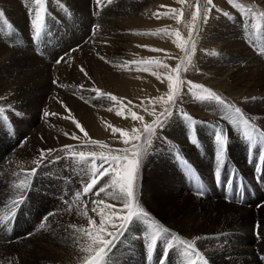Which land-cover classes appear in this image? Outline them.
<instances>
[{"label":"bare ground","instance_id":"bare-ground-1","mask_svg":"<svg viewBox=\"0 0 264 264\" xmlns=\"http://www.w3.org/2000/svg\"><path fill=\"white\" fill-rule=\"evenodd\" d=\"M71 1V7L89 12L90 0ZM13 6L16 8V5ZM7 8L4 9L7 11ZM19 17L17 23L21 21ZM110 27L111 22L101 25L102 30L96 40H91L93 43L84 47L95 58H104L93 62V71L86 70L87 76H81L79 66L73 63L75 60L57 65L53 62L44 64L32 58L35 61L30 66L11 65L2 67L0 71V107L5 108L8 117L6 123L0 122V264H85L83 257L88 253L81 252V248H86L91 241L86 234L69 225L88 226L87 218L81 214L85 205L88 216L99 222V215L91 211L93 200L117 205L115 212L102 204L97 205L98 211L104 213L106 223H110V216L124 214L119 210L122 205L111 199L110 188L100 196L82 194L77 201L75 194L89 179L85 174L86 166L77 169L75 161L60 164L53 154L58 147L84 140L125 146L138 142L140 140L133 137L140 134L143 138L144 125L156 118L148 113V109L156 107L155 114H159L161 107L157 106H162L167 99L168 77L173 78L171 70L162 67L150 79L146 70L144 72L145 67L132 65L128 62L130 59L126 60V38ZM238 29L235 26V34L228 30L231 35L227 41H234V45L230 43L231 47L237 46L241 52L220 53L219 63L216 59L212 62L207 56L193 58L191 68L202 74L209 72L208 77L213 81L211 85L220 90L218 95L227 103L239 107L250 122L264 132V52L259 54L256 51V54L250 51L238 39ZM173 37L171 46L178 40L176 35ZM1 46L0 61H3L12 51ZM16 56L21 60L29 58V54L22 52ZM204 68L206 70L202 72ZM90 89L99 90L101 95ZM102 91L121 98L120 103L111 104L108 95ZM184 99L180 96L178 101ZM209 101L202 108L208 107ZM65 106L70 111H66ZM185 109L194 111L189 105ZM196 111L193 114L199 121L206 122V118H211ZM212 111L216 115L222 112L217 116L219 121L208 123L206 128L191 126L190 130L189 126L185 127L186 124L176 123L181 120L177 119V114L169 118L170 121L164 124L165 130L160 131L155 141L152 158L146 163L144 172L142 170L143 180L137 200L157 225L170 229L171 233L185 241H193L208 264H264V143H258L249 151L250 143L241 135L243 126L231 123L221 106H215ZM22 112L25 114L22 115ZM45 112L49 115L45 116ZM53 113L58 117L55 118ZM133 114L142 116L143 121L134 118ZM24 116L30 117L28 124H24ZM62 117L71 118L64 128L75 139L60 136L55 126L58 118ZM224 120L228 121L229 135L222 127L225 126ZM73 121L79 122L84 131L77 128ZM175 123L177 125L174 126ZM214 127L222 129L227 136L226 160L220 168L219 182L215 174ZM133 129L138 131L133 132ZM232 140L242 141L241 145L233 149ZM48 149L53 151L48 153ZM41 150H45V159L37 166L34 161L40 159ZM177 152L183 160L197 168L200 174L194 171L195 179L186 171L183 161L177 159ZM49 165L52 167L47 173L53 174L54 178H40V172ZM73 167L82 172L73 173ZM32 169H36L35 174L26 178L25 173ZM25 179L28 186L21 192L15 185ZM108 179L106 176L102 184ZM154 179L158 185L152 182ZM18 197L21 200L14 205L13 200ZM257 206L262 207L258 210ZM42 222L43 228L40 227ZM116 223L119 221L116 220ZM145 227L143 222L135 220L126 226L109 249V264H181L187 259L180 254L182 245L166 248L167 236L158 240L157 246L149 252L146 249ZM44 228L51 229L48 235L52 240L61 239L64 243L62 248L49 244L52 240H48V244L40 240V237L44 238L40 236ZM33 240L40 241L33 243ZM191 258L196 259L194 255Z\"/></svg>","mask_w":264,"mask_h":264},{"label":"rangeland","instance_id":"rangeland-1","mask_svg":"<svg viewBox=\"0 0 264 264\" xmlns=\"http://www.w3.org/2000/svg\"><path fill=\"white\" fill-rule=\"evenodd\" d=\"M71 2V0H45L46 12L44 13V22L46 24V29L42 32L39 39H33L34 29L32 27L31 20L34 19L36 6L34 4L30 5L29 0H0V11L4 13V19H6L11 25V29H8L6 27L0 28V45H2L1 47L3 48H8L7 50H9L10 48L9 52L12 51L5 58L6 61L5 59L3 61H0V71L2 70V67L4 68L6 66H30L32 63H34L36 59L41 60L44 64H50L51 62H53V64L57 65L62 63L68 64L71 63L72 60H75L74 62H72L77 63L76 66H79V70L82 67L85 72L86 70L93 71V68H91L94 65L93 62L102 60L100 56H96L95 58V56H93L94 54L90 51H87L86 48L85 50L84 47L88 44H92L93 41L96 40L97 34L103 28H101V25L107 22H111V27L118 30V32H121V34L125 36L126 44H128V56L125 58L126 60L130 59L128 60L129 63H131L132 65L135 63L137 66L145 67L146 69L144 68V72L146 70L145 73L149 75L150 79H152L155 73L157 74V71L164 67V65H167V68H169L171 70V73H173L174 84L177 73L173 70L176 68L177 64L180 63L181 58L185 56V51H182L180 48H178L177 43L184 44L185 49H189L191 48V42L194 41L195 48L191 52V63L193 58L195 60L198 58L202 59L204 58V56H207L212 62H215L214 59H216V62L219 63L218 61L221 60L220 53L241 52L237 46H234L235 48L231 47V44L234 45V41H227V39L231 35L227 33L228 30L230 33L235 34L234 29L235 26H237V28H239L238 39H241V43H243L247 48H249L250 51H255L256 54L259 52L260 54V49L264 47V20L253 19L247 12L241 13L238 8L230 5L227 0H213L214 7L207 5L206 0H200V12L198 13L197 19L195 21H193L192 16L193 13L196 12L197 0H184L183 4L179 3L178 0H110V2L109 0H102V3L100 5L97 4L96 0H90L89 12H85L83 9L76 10L74 7H71ZM236 3L242 4L245 7H251L255 12H264V0H236ZM13 4L16 5V8L13 6ZM9 5H11L13 8ZM6 6L10 8L9 10L7 8V11L11 10L13 12H8L12 15L8 14L6 9H4ZM206 7H211V11L208 13V19L205 22L204 8ZM19 9L21 12L19 11ZM171 9L178 10L179 14L172 13ZM217 9H219L220 11H217ZM223 12H228L229 15L225 16L223 15ZM85 13L89 14L86 15ZM158 13L160 15H157ZM164 13H167V15H163ZM18 17L19 20L21 18V21L19 23H17L16 21ZM174 17L177 18L175 19ZM64 19L65 21L63 22ZM134 22H136V24ZM257 23L260 24L259 31L253 27V25ZM190 31L192 33L191 41H189ZM177 32L179 33V36L176 35ZM173 33L174 35H176L178 40L176 44L171 46V43L174 42ZM235 37L236 36H234V38ZM218 41L220 42L218 43ZM228 43H231V49L228 48ZM153 49H155V51ZM235 49H237V51ZM19 52L25 53L27 55L29 54V58L23 60L19 59L20 57L18 58V56H16L17 54H19ZM78 53H80V55H78L77 57ZM70 56H72V58ZM32 58H34L35 60ZM13 60L16 62H14ZM57 60H60L61 62L57 63ZM142 63L143 65H145L143 66ZM147 65L149 66L148 68L146 67ZM191 67L192 65L190 64L187 67L186 71L183 69V67L181 68L179 75L184 81H191L194 84L202 85L204 88L210 89L215 93L219 94L220 90L218 89L217 91L216 88L211 85V82L213 81L210 80V78L208 77V74H210L209 72L202 74L197 71H194V69ZM204 70H206V68L202 69L201 71L203 72ZM82 75H84V72H81V76ZM196 92L200 95H206L205 93H203L202 89H198L196 90ZM102 93L108 95L107 99L111 101V104L115 102L114 104L117 105V101H119L120 103L121 98L115 96L114 94H108L104 91H102ZM110 95L117 97V101H112L109 98ZM180 96H184V101H178V98ZM166 101L167 99L162 102V106H157L161 107L160 113L163 111L164 107L170 106L169 104L165 103ZM206 101L208 100L201 101L199 99L194 98L192 93L189 92L188 84L185 83L181 87L179 95L176 97V106L172 109V115L170 117L164 118V124L170 121L169 118H172L173 116L175 117V114H177V119L181 120L176 123H178V125L186 124L185 127H188V123L184 119H182L180 113H189L188 116L192 117L193 120L196 121V123L192 125L194 127L200 126L201 128H206L208 123H215L219 121L217 118L221 115L222 111L219 115H216L212 111V108L220 105L210 100L208 102V104L210 105L206 108H202L204 105L207 104ZM188 105L189 107H193L194 111L189 112L188 109H185ZM152 107L153 106L148 109V113H150V115H152L151 113L157 111L155 110L156 107L153 109ZM195 108L198 111H201L204 114L211 116V118H206V122L199 121L197 117H194L193 114V112H197ZM21 114L24 115L25 113L22 112ZM54 114L55 118L58 117V114ZM157 115H155V117ZM24 117V124H28L31 120L30 117ZM58 119L59 122H56L55 127L60 131V136L63 138L70 139L72 137V134H70L71 136L68 135V132L65 131L64 126H66L67 123L71 121V118L68 119L66 117H62V119ZM150 123H152V121ZM176 123L174 124V126L177 125ZM227 124L228 121L224 120L225 126L222 127H225L227 129L226 135H229L230 130ZM58 125L61 126L59 127ZM163 130H165L164 126L162 128H157L156 134L153 135L151 138L152 143L149 145H145L144 147L140 166L135 174L136 198L137 196H139V185L143 180V174H141L142 170L144 172L146 163H148L150 157L152 158L156 146L155 141L160 131ZM14 136L16 137V135ZM141 139L142 140L138 142L136 141L135 143H130V145L126 144V146L125 144L112 145L109 143L102 142L104 145H106V147L103 149L100 148L98 145L90 144L89 140H84L80 143L77 142L66 145L69 147H58L53 154L55 157L54 159H56L55 161L59 162L60 164H65L69 161H75L71 158L70 153L84 152L85 154H89L92 152H103L106 155L123 156L124 153L122 151L116 150H123L127 148L129 149V152L127 154L128 159H131V150L135 145L142 143L143 138L141 137ZM241 142L240 140H232L231 147L233 149H236L238 148V146L241 145ZM257 144H250L249 151L253 147L257 146ZM110 149L113 151L109 152ZM229 159L231 158L229 157ZM96 163L99 164L100 161ZM82 165L83 164L77 163L76 161L74 163V167H77V169ZM236 165L239 166L242 171L247 172L239 164ZM51 167L52 166L49 165L45 168L44 171H41L40 178L53 179V174L47 173L48 169ZM74 167L73 169H71L73 173L80 174L82 172L76 170ZM104 167H107V165H104ZM191 167L194 171L198 172L196 167ZM68 177L65 179H68ZM105 177L106 176L101 178L96 187H99L100 184H102V180ZM152 182L158 185V181H156V179L152 180ZM257 205L259 206V204ZM258 206L256 208L259 210L262 206ZM44 229L45 230L40 235L44 238L40 237V240L42 239L43 242L48 244V240H52L51 236L48 235L50 234L51 229ZM256 236L257 238H260L259 234H257ZM40 240H33L32 242L35 243ZM60 241L61 239L56 238L55 240H52V242H50L49 244H55V247L57 246L59 248H62L64 243ZM231 253H234V251H231ZM261 256L262 255L258 253V257L261 258Z\"/></svg>","mask_w":264,"mask_h":264},{"label":"snow or ice","instance_id":"snow-or-ice-1","mask_svg":"<svg viewBox=\"0 0 264 264\" xmlns=\"http://www.w3.org/2000/svg\"><path fill=\"white\" fill-rule=\"evenodd\" d=\"M97 4L100 5L102 0H96ZM110 2V0H109ZM179 3L183 4L184 0H178ZM227 2L239 9L241 13L247 12L253 19L256 20H264V12H255L251 7H245L242 4H237L236 0H227ZM29 4H34L35 7V14L34 19H32V27L34 29V36L33 39H39L42 32L46 29V24L44 22V13L46 12L45 8V0H29ZM206 4L209 6H213V0H206ZM200 0H197L196 5V12L193 13L192 19L195 21L197 19V15L200 12ZM211 11V7L204 8V20L205 22L208 19V13ZM217 11H220L217 9ZM171 12L174 14H179L178 10L171 9ZM157 15H160L159 13ZM163 15H167L164 13ZM223 15L228 16V12H223ZM175 18V17H174ZM8 28L11 29V25L8 23L6 19H4V13L0 11V28ZM258 31L260 30V24L257 23L253 25ZM155 34V33H153ZM167 34V33H166ZM179 36V33H176ZM192 33L189 32V41H191ZM177 47L180 48L182 51H185V56L181 58L179 64H177L176 68L173 70L177 73L175 78V84L173 83V78L171 76L168 77L169 84L168 88L169 91L167 93V101L166 104L170 106L164 107L163 111L156 116V118L150 124H145L143 128V141L141 144L135 145L131 150V159H128V152L129 149L125 148L123 150H116L122 151L124 153L123 156L121 155H106L105 153H96L92 152L89 154H85L84 152L80 153H70L72 159H74L77 163L83 164L86 166L85 174L89 176V179L83 184V187L80 191L75 194V198L77 201L80 200L81 195H87L92 193L95 196H100L101 193L106 192L107 189H112V196L111 199L118 202V204L122 205L119 209L123 211L124 214L120 216H110L109 220L110 223H106L105 215L103 212L98 211L97 205H103L106 209H112L113 212L117 210V205L105 203L103 200H93L92 201V208L91 211L97 213L100 217L99 222L92 217L88 216L87 205H85V210L81 213L84 217L87 218V227L80 226L77 227L76 225H69L70 228H73L77 232H81L87 235L88 239L91 243L88 244L86 248H81V252L88 253V255L83 257L85 264H109L110 253L109 249H111L115 242L117 241L118 237L123 234L126 230V226L131 224L134 220L143 222L146 227L144 230V236L146 240V249L150 252L152 251L155 246H157V242L160 239L165 240L166 248H174L177 245H182L181 255L187 257V259L182 260L181 264H208L207 259L204 255L195 247L193 241H185L182 238H179L176 234L171 233L170 229L157 225L155 221H152L149 217V214L140 206L136 195H135V174L139 169L141 157L143 155V150L145 145H149L152 143V136L156 134L157 128H162L165 123L166 117H170L172 115V109L176 106V97L179 95L181 87L187 83L189 86V92L192 93L193 97L199 99L201 101L204 100H211L218 103L222 110L225 111L227 114L226 118H230V122L233 123L235 126L242 127L241 135L242 138L245 139L250 144H257V143H264V132H260L257 127L254 126L250 119L245 116L242 110L239 107H236L233 104L227 103L221 96H219L214 91L204 88L202 85L194 84L191 81H184L179 73L181 68L186 71L187 67L191 64V52L195 48L194 41L191 42V48L185 49L184 44L177 43ZM155 51V49H153ZM264 52V47L260 49ZM101 59H104L101 57ZM60 60H57V63H60ZM107 62V61H106ZM167 67V65H164ZM81 72L87 76V73L81 67ZM159 78V77H158ZM55 83V81H54ZM63 86V85H60ZM82 87V86H81ZM202 89L203 93L206 95H200L196 92V90ZM89 91L97 92V95H101L99 90L97 89H90ZM112 101H117V97L109 96ZM162 98H157V100ZM66 108V106H65ZM111 110V109H109ZM66 111H70L66 108ZM119 114V113H118ZM152 115H156L155 112L151 113ZM45 116H48L49 113L45 112ZM52 115H55L54 113ZM182 119H184L191 130V126L196 123L192 117L188 116L187 113H180ZM134 118L143 121V117L139 116L136 117L133 114ZM8 117L5 114V108L0 107V122H7ZM76 123V127L79 128L81 131H84L82 126L79 122L73 121ZM113 131H117V129H113ZM138 130L133 129V132H137ZM122 135H127L125 132H121ZM258 134V136H257ZM87 135V133H85ZM72 138H76L73 136ZM191 138V137H190ZM134 140H141V135L137 134L133 137ZM214 142L216 144V177L219 182L220 177V168L224 165L225 162V151H226V143H227V136L223 133V130L219 127H214ZM90 144L98 145L100 148H105L102 142H98L95 140H89ZM125 143H128L125 140ZM69 147V146H66ZM259 150V149H258ZM53 150L48 149L47 152L51 153ZM113 150H109L112 152ZM45 150H41L40 159L38 161H34V163L39 166L40 162L45 159L44 155ZM176 157L178 160H182L185 166L186 171L190 175L193 176L195 179V173L192 169L191 165L180 156L177 152ZM99 160L100 163L97 164L96 161ZM107 165V167H104ZM36 169H32L29 172L25 173L26 178L34 175ZM104 176H108L109 179L106 180L103 184L100 185L95 192L92 190L96 187L99 183L101 178ZM28 186L27 179L20 181L16 188L20 189L21 192L26 189ZM202 194V192L200 193ZM20 197L13 200V204H18L20 202ZM52 215V214H49ZM116 220L119 223H116ZM47 221V217L44 218V222ZM44 222L41 223L40 227H44ZM195 256L196 259H192V256Z\"/></svg>","mask_w":264,"mask_h":264}]
</instances>
